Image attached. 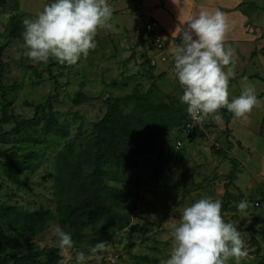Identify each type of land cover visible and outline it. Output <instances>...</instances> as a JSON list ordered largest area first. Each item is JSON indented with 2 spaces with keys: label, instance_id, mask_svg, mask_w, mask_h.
<instances>
[{
  "label": "rangeland",
  "instance_id": "374dc122",
  "mask_svg": "<svg viewBox=\"0 0 264 264\" xmlns=\"http://www.w3.org/2000/svg\"><path fill=\"white\" fill-rule=\"evenodd\" d=\"M115 1L108 0L113 8L109 21L111 27L98 29L94 37L96 48L90 50L87 57L81 56L73 65L61 64L55 60H50L46 64L33 62L24 54L26 51L24 40L18 39H13L4 47L0 58V63H2L0 73L3 67L0 84L7 89L9 98L14 97L13 112L21 118H30L34 111L28 103L42 102L48 96H54L52 99L54 110L60 113L63 124L70 130V135L61 141L59 139L45 140L35 144L32 141L23 140L21 146L17 142V136H7V142L3 146H19L20 151L33 150L38 155L37 159L31 160L37 165L35 171L22 174L21 178L27 182V186L25 184L16 186L9 182L0 164V205L4 202H13L27 211L48 208L53 212L51 226L36 237V244L40 250H58L55 251L58 256L52 258L50 264H53L52 262L76 264V251L85 253L86 264H163L169 258L172 247L169 226L174 222L178 223L185 205L189 206L200 199L202 189L211 185L212 180L203 184L202 188H198L197 178L201 181L204 176L211 179L213 174L223 175L224 165H221V170L219 165L215 166L212 162L202 165L197 161L190 162L183 159V163L178 166L176 157L174 159L176 161H173L172 156L169 157L172 143L170 140H165L160 150L154 149L130 164L129 173L132 175L130 178L133 183L131 187L124 185L122 188L138 194L136 208L130 211V223L115 233L111 240L104 243L106 250L92 256L89 246L62 254L58 247V237L54 234V228L58 226V223L55 214V199L51 193L53 167L58 148L63 142L64 144L69 143L75 151L84 147L89 139L92 123L104 113V98L128 94L137 84L144 91L151 83L159 80L156 76L154 79L144 77V70L147 66L143 64L142 54L145 48L137 49V43L141 38L138 35L139 30H144L142 20L137 12L125 17L128 7H118ZM51 2L53 0H22L21 9L13 11L10 8L12 2L9 0L6 9L0 8V45L7 40L12 16L22 22L26 19H34L42 11L44 5ZM133 15L138 23L135 29L132 28L134 24L125 23ZM260 19L261 17L256 18L253 22L257 23ZM145 41L149 43L150 48V41L147 39ZM262 52L264 55V50ZM157 71H159L158 68ZM49 72L56 78L58 86L54 84V79L51 78ZM111 80H116L118 83L111 86ZM79 89L94 99L77 106L73 105L70 98ZM12 126L13 123L9 122L3 124L5 130ZM41 139L43 140V137ZM236 151L241 159L247 158L246 152L244 153L241 149ZM215 155L213 153L214 159ZM245 163L249 165L248 162ZM250 179L252 178L248 176L247 168L243 167L237 178L240 187L243 186V192L252 199L263 197L264 181L262 182L258 177L256 178L257 187H254L252 191L245 190ZM211 192H214V188ZM251 201H248L251 206L249 213L263 209V206L256 207L253 200ZM232 219L234 225L241 224L238 219ZM263 226L264 224L258 226V229ZM239 232H242L241 238L245 241L244 245L249 254L246 259L241 260L240 264H257L264 254V238L262 240L258 233L255 234L257 231L254 233ZM245 234L248 238H244ZM46 255L39 253L38 258L44 261ZM68 256L72 259L69 260ZM228 264H235V260L230 259Z\"/></svg>",
  "mask_w": 264,
  "mask_h": 264
},
{
  "label": "trees",
  "instance_id": "16d2710c",
  "mask_svg": "<svg viewBox=\"0 0 264 264\" xmlns=\"http://www.w3.org/2000/svg\"><path fill=\"white\" fill-rule=\"evenodd\" d=\"M11 2V10L17 11L18 1ZM0 7H7L6 0H0ZM23 32L24 23L12 16L7 40L0 45V58L4 47L13 39L23 40ZM143 64L147 66L146 76L154 79L150 60L145 58ZM49 74L58 86L56 78ZM117 83L116 80L110 82L111 86ZM139 87L137 84L128 94L103 99L104 113L92 123L89 139L79 151L63 142L56 152L51 193L55 199L58 226L71 235L73 250L92 247L99 242L106 243L130 223V211L135 210L138 198V194L122 188L124 185L132 186L130 164L154 149L160 150L166 138L172 132L177 134L188 118L187 106L176 97L161 92L156 83H151L144 91ZM0 92V164L9 182L16 186H27V182L21 178L22 174L35 171L37 165L31 160L37 159L38 155L33 150L20 151L19 146H3L7 136H17L21 146L23 140L35 144L45 140L61 141L70 135V130L63 124L60 113L54 110V96H48L42 102L28 103L33 107V116L21 118L13 112L14 97L7 96L3 84H0ZM91 99L94 98L81 89L70 98L76 106ZM4 122L13 123V126L5 130ZM203 134L196 129L189 139ZM173 153L170 150L169 157L174 158ZM229 161L228 182L224 184L226 195L239 170L235 159L229 158ZM225 207L223 200L221 210ZM52 220L53 212L48 208L27 211L13 202L2 203L0 264H50L51 259L58 256L55 254L58 250H40L36 237L51 226ZM261 234L264 238V234ZM39 253L47 254L44 261L38 258ZM257 264H263V260L260 259Z\"/></svg>",
  "mask_w": 264,
  "mask_h": 264
},
{
  "label": "clouds",
  "instance_id": "9594fccd",
  "mask_svg": "<svg viewBox=\"0 0 264 264\" xmlns=\"http://www.w3.org/2000/svg\"><path fill=\"white\" fill-rule=\"evenodd\" d=\"M112 13L108 0H53L34 19L23 21L24 54L33 62L46 64L55 60L73 65L96 48L94 37L98 29L111 27ZM183 23L177 32L181 43L172 48L171 54L175 77L183 89L179 99L187 106V114L195 125L201 126L209 118L220 123L221 109H227L234 118H246L259 101L251 84L229 100V80L235 76V50L225 47L230 31L225 14L202 10ZM247 206V201L242 200L237 208L243 212ZM221 207V200L211 197L186 206L179 222L169 226L172 247L163 264H228L230 259L240 264L246 259L249 254L241 234L237 226L225 222ZM54 234L62 254L74 249L69 233L56 226ZM105 250L106 245L99 242L89 252L96 256ZM75 262L86 264L83 251H76Z\"/></svg>",
  "mask_w": 264,
  "mask_h": 264
},
{
  "label": "crops",
  "instance_id": "0c3cea01",
  "mask_svg": "<svg viewBox=\"0 0 264 264\" xmlns=\"http://www.w3.org/2000/svg\"><path fill=\"white\" fill-rule=\"evenodd\" d=\"M17 1L21 9L22 0ZM8 2L9 0H6L7 6ZM140 2L146 14L158 21L164 46L161 50L157 49L148 34L141 29L138 33L141 38L139 39L140 42L137 43V49L145 48L144 54H142L143 58L149 59L150 63L151 61L154 62L151 73L154 76L162 74L156 82L160 91L172 95L178 100H180L179 97L183 92L178 79L175 77L174 58L171 54L172 48L181 43L177 35L178 30L184 26L183 22L188 16L197 15L202 10L210 12L219 10L225 14L230 24L225 47L231 46L235 50V76L229 81V100L239 96L246 84H251L255 88L259 106L254 107L246 118H234L233 115L228 118L231 113L225 109L220 110L219 114L223 117L220 123L209 118L203 124V136L188 139V143L184 140L178 151L173 150L175 132H172L166 140H170L172 143L171 150L174 152V158H172L173 161H176L174 160L176 157L178 166L183 163V159L190 162L192 160L197 161L202 165L206 162H212L215 166L219 165L221 170V165H224L223 175L213 174L211 179L204 176L201 181L200 178H197L198 188H202L203 184L212 180L210 186L202 189L200 197H211L214 200L219 199L221 202L225 200L226 207L221 210L225 222L233 224L232 218L238 219L241 224H235V226L239 231H246L247 233L257 231L255 234L258 233L263 240L261 233L264 234V226L259 229L258 226L264 224V193L263 197L255 199L249 195L246 196L243 192V186L240 187L237 178L241 174L242 168L246 167L248 176L252 179H250L245 190L252 191L254 187H257V177L262 182L264 181V122L262 123L264 118V55H262L264 50V0H176V3L173 0H140ZM115 4L118 7H128L125 17L135 12L134 2L131 0H116ZM12 6L13 3L10 8ZM0 8L2 9V7ZM260 17L261 19L257 23L253 22ZM125 23L134 24L133 29L138 26L134 15ZM146 39L150 41V48L149 43L144 42ZM142 43L144 44L140 46ZM137 62L139 63V61ZM145 70L144 77H147ZM237 149L246 152L247 158L241 159ZM213 153L216 154L215 159ZM229 158L237 161L239 170L233 184L228 187L226 195L224 184L228 182L226 175L230 170ZM245 162H248L249 165ZM213 182L214 184H212ZM213 188L214 192L212 193ZM242 200L247 201L248 204L243 212L237 208ZM251 200L256 207L263 206V209L249 213L251 206L248 201ZM244 238H248L247 234ZM254 243L257 245L256 241Z\"/></svg>",
  "mask_w": 264,
  "mask_h": 264
},
{
  "label": "built area",
  "instance_id": "2783aa9c",
  "mask_svg": "<svg viewBox=\"0 0 264 264\" xmlns=\"http://www.w3.org/2000/svg\"><path fill=\"white\" fill-rule=\"evenodd\" d=\"M131 1L134 2L135 12H137L138 17L142 20L143 29H144L143 31L148 34V37L151 39L155 47L161 50L164 44H163V37L161 35L160 25L158 21L149 17V15L146 14L140 0H131ZM150 64L153 65L154 62L151 61ZM182 92H183V89H182ZM196 129L203 132V125L202 126L195 125L191 117L188 115L187 120L179 128V132L175 135V140L173 143V147H174L173 150L178 151L179 148L183 145L184 140L189 139L193 135V132ZM261 260H263V264H264V254L261 257Z\"/></svg>",
  "mask_w": 264,
  "mask_h": 264
}]
</instances>
